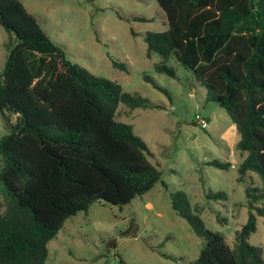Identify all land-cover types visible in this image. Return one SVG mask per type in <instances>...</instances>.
<instances>
[{
  "label": "trees",
  "instance_id": "1",
  "mask_svg": "<svg viewBox=\"0 0 264 264\" xmlns=\"http://www.w3.org/2000/svg\"><path fill=\"white\" fill-rule=\"evenodd\" d=\"M156 1L168 26L146 33L147 56H161L158 72L175 77L168 64L175 58L194 73L235 123L244 158L238 180L251 171L260 178L246 187L248 217L234 246L206 227L186 192H174L173 209L205 240L187 264H264L262 246L249 241L264 216V0ZM0 24L8 33L0 111L10 127L0 138V264H46L48 242L69 217L97 200L124 206L163 181L146 141L117 119L122 103L163 105L70 60L21 0H0ZM207 196L227 198L222 191Z\"/></svg>",
  "mask_w": 264,
  "mask_h": 264
},
{
  "label": "rangeland",
  "instance_id": "2",
  "mask_svg": "<svg viewBox=\"0 0 264 264\" xmlns=\"http://www.w3.org/2000/svg\"><path fill=\"white\" fill-rule=\"evenodd\" d=\"M67 57L93 73L120 83L163 108L120 105L117 119L132 124L163 171V181L124 206L97 200L69 217L48 242L46 264H187L205 243L172 207L174 192L187 193L208 229L222 231L234 246L247 221L246 187L260 185L255 172L238 180L243 156L236 149L238 132L228 112L208 100V90L183 63L171 58L176 76L158 72L157 53L148 57L145 35L167 29L156 0H21ZM141 18V19H140ZM135 33V34H134ZM8 33L0 24V71L6 63ZM127 66L115 67L113 61ZM152 76L167 90L145 80ZM205 118L207 128L198 120ZM15 122V118L11 117ZM10 130L0 111V138ZM1 159V158H0ZM214 160L228 162L221 168ZM0 161V168H1ZM222 191L226 199L208 198ZM0 210L4 199L0 194ZM249 241L264 253V216Z\"/></svg>",
  "mask_w": 264,
  "mask_h": 264
},
{
  "label": "built area",
  "instance_id": "3",
  "mask_svg": "<svg viewBox=\"0 0 264 264\" xmlns=\"http://www.w3.org/2000/svg\"><path fill=\"white\" fill-rule=\"evenodd\" d=\"M198 122L200 123L202 128H207L208 127V122H207V120L205 118H200L198 120Z\"/></svg>",
  "mask_w": 264,
  "mask_h": 264
}]
</instances>
